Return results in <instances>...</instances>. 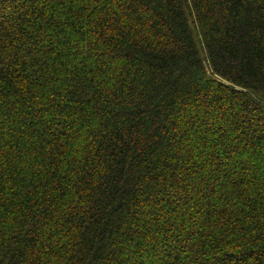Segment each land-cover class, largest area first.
<instances>
[{
	"label": "trees",
	"instance_id": "trees-1",
	"mask_svg": "<svg viewBox=\"0 0 264 264\" xmlns=\"http://www.w3.org/2000/svg\"><path fill=\"white\" fill-rule=\"evenodd\" d=\"M0 264H264V0H0Z\"/></svg>",
	"mask_w": 264,
	"mask_h": 264
}]
</instances>
